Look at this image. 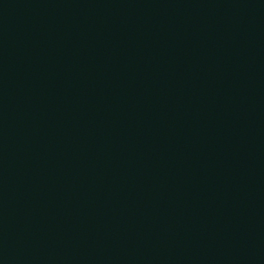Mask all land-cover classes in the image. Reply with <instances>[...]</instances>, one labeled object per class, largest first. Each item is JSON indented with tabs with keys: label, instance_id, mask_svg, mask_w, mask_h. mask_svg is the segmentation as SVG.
<instances>
[{
	"label": "water",
	"instance_id": "95a60500",
	"mask_svg": "<svg viewBox=\"0 0 264 264\" xmlns=\"http://www.w3.org/2000/svg\"><path fill=\"white\" fill-rule=\"evenodd\" d=\"M0 264H264V0H0Z\"/></svg>",
	"mask_w": 264,
	"mask_h": 264
}]
</instances>
